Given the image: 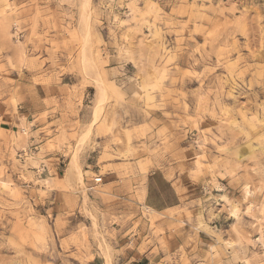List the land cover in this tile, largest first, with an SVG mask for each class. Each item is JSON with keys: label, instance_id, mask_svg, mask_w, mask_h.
Returning a JSON list of instances; mask_svg holds the SVG:
<instances>
[{"label": "rangeland", "instance_id": "obj_1", "mask_svg": "<svg viewBox=\"0 0 264 264\" xmlns=\"http://www.w3.org/2000/svg\"><path fill=\"white\" fill-rule=\"evenodd\" d=\"M0 264H264V0H0Z\"/></svg>", "mask_w": 264, "mask_h": 264}, {"label": "crops", "instance_id": "obj_2", "mask_svg": "<svg viewBox=\"0 0 264 264\" xmlns=\"http://www.w3.org/2000/svg\"><path fill=\"white\" fill-rule=\"evenodd\" d=\"M162 177L164 184H159L161 177L159 178L156 172L150 174L146 181V202L156 210L172 207L180 201L179 193L173 183L165 176Z\"/></svg>", "mask_w": 264, "mask_h": 264}, {"label": "built area", "instance_id": "obj_3", "mask_svg": "<svg viewBox=\"0 0 264 264\" xmlns=\"http://www.w3.org/2000/svg\"><path fill=\"white\" fill-rule=\"evenodd\" d=\"M100 180H101V179H97V178H96V181H100Z\"/></svg>", "mask_w": 264, "mask_h": 264}]
</instances>
